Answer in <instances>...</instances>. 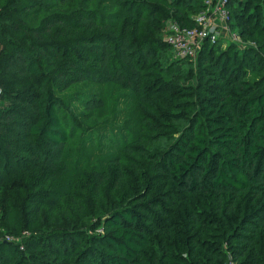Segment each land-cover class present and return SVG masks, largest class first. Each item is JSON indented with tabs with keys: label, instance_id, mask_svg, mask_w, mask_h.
<instances>
[{
	"label": "trees",
	"instance_id": "16d2710c",
	"mask_svg": "<svg viewBox=\"0 0 264 264\" xmlns=\"http://www.w3.org/2000/svg\"><path fill=\"white\" fill-rule=\"evenodd\" d=\"M207 1L0 0V264H264V0L174 58Z\"/></svg>",
	"mask_w": 264,
	"mask_h": 264
},
{
	"label": "built area",
	"instance_id": "2783aa9c",
	"mask_svg": "<svg viewBox=\"0 0 264 264\" xmlns=\"http://www.w3.org/2000/svg\"><path fill=\"white\" fill-rule=\"evenodd\" d=\"M228 0H208L207 8L193 17L197 27L181 26L177 22L168 21L165 26V41L170 46L174 58L193 60L198 57L200 50L206 42L217 43L222 34L229 32L238 44L241 41L239 34H232L228 24ZM2 89L0 87V96ZM102 232L103 230L100 229ZM29 236L23 232L20 238L7 234L4 239L20 244L24 248L22 238Z\"/></svg>",
	"mask_w": 264,
	"mask_h": 264
},
{
	"label": "rangeland",
	"instance_id": "374dc122",
	"mask_svg": "<svg viewBox=\"0 0 264 264\" xmlns=\"http://www.w3.org/2000/svg\"><path fill=\"white\" fill-rule=\"evenodd\" d=\"M231 33L232 34H238V30L237 29H233V30H231ZM222 40H221V46H222V48H225L226 46H228L230 43H232V42H235V43H237L236 41H234L233 40V36L229 33V32H226V33H224V34H222ZM239 45L241 46V47H243V45H244V42H243V40H242V38H241V41L239 42ZM189 60V59H188ZM197 60V58H195V59H193L192 61H196ZM99 232H101L100 231V229L98 230ZM23 232H28L29 233V235H30V232L29 231H23ZM23 234V233H22ZM7 235V234H6ZM5 235V236H6ZM10 235H12V234H10ZM4 236V237H5ZM14 237H17V238H20L22 235H19V236H16V235H13ZM28 237V236H27ZM24 238H26V237H24ZM24 238H22L21 240H22V242H23V240H24Z\"/></svg>",
	"mask_w": 264,
	"mask_h": 264
}]
</instances>
